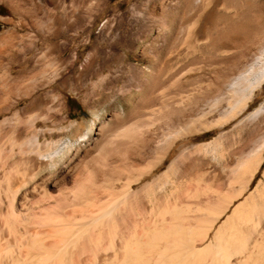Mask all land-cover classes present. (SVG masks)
<instances>
[{
	"label": "rangeland",
	"instance_id": "obj_1",
	"mask_svg": "<svg viewBox=\"0 0 264 264\" xmlns=\"http://www.w3.org/2000/svg\"><path fill=\"white\" fill-rule=\"evenodd\" d=\"M263 2L0 0V120L8 121L3 125L7 132L0 135L1 172L15 166L12 180L28 177L31 166L20 159L37 157L35 152L29 153L37 138L42 143L40 154L62 148L59 164H48L45 172L80 165L96 154L107 153L99 149L103 144L124 146L108 153L120 167V157L129 156L126 174L143 166L170 135L163 156L132 187L164 175L140 195L145 214L151 216V209L159 203L164 208L179 207L187 197L189 216L185 213L194 224L202 215V199L192 196L191 179L184 166H176L177 156L185 160L196 148L193 145L210 135L241 137L214 139L203 148L246 145L247 135L264 133V79L252 90L245 106L231 116L235 108H231L228 86L222 84L220 93L216 91L219 82L243 72L262 48ZM114 54L118 56L115 59ZM132 66L139 70L136 79ZM156 66L161 68L160 83L150 95L139 93L137 89ZM126 93L132 94L121 100L119 96ZM141 97L144 100L135 107ZM181 106H186L192 117L203 114L192 121H196L195 126L204 122L212 126L173 135L177 126L173 125L175 129L165 122L164 112ZM258 108L262 110L255 112ZM121 111L124 114L112 120ZM15 123L21 130L19 136L12 133ZM130 126L137 128L133 136L118 133ZM19 137L22 151L13 143Z\"/></svg>",
	"mask_w": 264,
	"mask_h": 264
},
{
	"label": "bare ground",
	"instance_id": "obj_2",
	"mask_svg": "<svg viewBox=\"0 0 264 264\" xmlns=\"http://www.w3.org/2000/svg\"><path fill=\"white\" fill-rule=\"evenodd\" d=\"M116 57L118 56L114 54V59ZM131 68L133 77L138 78V68L134 66ZM160 79L161 68L156 66L150 72V78L141 83L142 86L137 91L143 95L146 92L150 95L154 87L160 83ZM263 79L264 44L253 55L251 64L243 72L227 82L222 81L216 85V91L219 93L222 84L228 86L231 92L233 99L231 108L235 109L230 115L227 114L228 116L234 115L233 113H236L239 107L245 106L252 90ZM130 94L132 93L122 94L119 98L124 101ZM143 100L144 97L136 100L135 107ZM185 107L164 110L165 122L171 127L177 126V129L174 127L176 132L173 135H185L190 131L197 132L210 127L211 124L207 122L195 126L193 123L196 121H192L198 117L190 116ZM2 108L0 105V111ZM119 114L122 116L124 112L114 114L112 120L119 117ZM202 115L200 114L199 118ZM6 121L0 120V135L8 130L3 127ZM170 126L167 128L173 132L174 129ZM136 130V127L130 126L121 129L118 133L127 136L132 135ZM20 131L15 123L12 133H17L19 136ZM166 132L169 135V131ZM86 135L87 133L83 138ZM167 137L166 144L156 148L143 166H137L133 170L129 169L131 167L129 166L126 174L124 169L128 166L127 157L129 156L126 154L119 156L120 167L111 157L112 154L108 153L111 148L123 149L122 145L110 147L102 144L99 149H106L107 153L99 152L100 154L88 158L80 165L78 162L63 170L45 172L48 164H59L62 148L58 146L52 154H40L42 143L35 138V148L29 149V153L35 152L37 157L28 155L25 159H20V162L30 164L31 173L28 177H22L17 181L11 178V172L15 166L1 172L4 162L0 159V183L2 184H0V264H204L202 253L205 251L214 254L211 258L212 262L208 264H229L225 254L235 247L219 241L214 244L195 245V240L200 241L204 236L206 237L205 234L212 225V221L220 213L215 209L216 207L208 203L206 220H201L205 224L199 221L195 226H190L187 217L190 201L185 197L188 192L183 195L185 198L179 207L164 208L159 203L153 210L151 209V216L145 214V209L139 202L142 192L151 187L153 182L162 179L164 175L160 174L136 189L132 187V183L141 174L149 171L148 169L163 156V151L170 144V135ZM19 139L20 137L14 139L13 143L15 145L18 143L22 151L23 140ZM1 145L0 149L3 147ZM203 208L200 207V210ZM245 249H248V252L250 248Z\"/></svg>",
	"mask_w": 264,
	"mask_h": 264
},
{
	"label": "crops",
	"instance_id": "obj_3",
	"mask_svg": "<svg viewBox=\"0 0 264 264\" xmlns=\"http://www.w3.org/2000/svg\"><path fill=\"white\" fill-rule=\"evenodd\" d=\"M84 9L87 10V5H84ZM247 136L249 143L246 145L229 143L223 146L219 144L217 148L212 149L203 148L208 141L214 139L221 140V137H225L230 140L233 137L232 139L236 140L237 137H241V134L210 135L193 145L196 148L190 151L191 156L188 153L185 160H179V156L176 158V166H184L187 178L192 182L193 195L201 197L200 207H204L202 215L196 218L192 225L195 226L199 221L206 220V208L209 204L220 212L212 221L211 229L205 234L206 237L201 239L203 243L196 245L214 244L219 241L235 247L225 254L229 264L234 262L240 264V259L241 264H264V133ZM170 165L172 170L173 157L170 159ZM203 221L201 223L205 224ZM189 225L192 226L190 223ZM195 241L199 242V240ZM243 248L250 249L247 252L248 249L243 250ZM249 254L251 256H248ZM213 256L212 252H203V263L206 264V260L207 263H211Z\"/></svg>",
	"mask_w": 264,
	"mask_h": 264
}]
</instances>
